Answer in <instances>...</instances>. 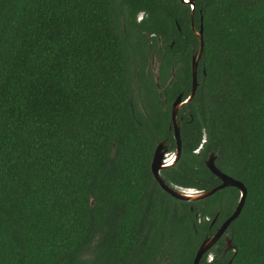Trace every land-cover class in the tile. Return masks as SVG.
<instances>
[{"label": "trees", "instance_id": "1", "mask_svg": "<svg viewBox=\"0 0 264 264\" xmlns=\"http://www.w3.org/2000/svg\"><path fill=\"white\" fill-rule=\"evenodd\" d=\"M196 4L199 84L179 111L180 159L161 174L173 188L211 190L214 154L248 192L227 230L237 253L222 240L200 264H264V0ZM189 10L180 0H0V264H193L232 215L237 188L186 202L151 171L159 142L176 152L171 104L192 90ZM153 33L179 35L162 83L171 59L186 61L166 101L145 73Z\"/></svg>", "mask_w": 264, "mask_h": 264}, {"label": "water", "instance_id": "2", "mask_svg": "<svg viewBox=\"0 0 264 264\" xmlns=\"http://www.w3.org/2000/svg\"><path fill=\"white\" fill-rule=\"evenodd\" d=\"M193 8H194V5H193ZM202 33H203L202 31L201 33H199L200 41H201L199 54L193 58V63H192L193 81H192L191 93L185 100L183 99L182 95H179L171 105V109H172L171 128L174 129V137L177 143L176 152L174 153L171 161L165 163V156L167 155V146L164 141L159 142L155 149L153 159L151 162V171L153 173V176L159 183L160 187L165 192H167L172 197L178 200H183V201H188V202H197V201L209 198L213 196L219 190L225 189L227 187H235L240 191V198H239L238 205L236 206L234 212L232 213L231 216H229L224 221L222 226L219 228V230H217V232L214 235L207 236L202 241V243L200 244L196 252V256H195L193 264H200L203 256L219 242V240L222 238V236L224 235V233L226 232L230 224L241 214L244 208V205H245L247 192H248L246 186L241 181L225 174L216 166V157L214 154H211L209 156L205 164L207 168L211 171V173H213L215 176H217L221 180V184L211 190L196 191L193 189L173 188L165 182L161 174V171L163 169L174 166L180 159V155L182 152V141H181V130H180V125H179L178 115H179L180 108L183 107L184 105L189 104L196 95V91L198 88V77H197L198 65H199V61H200V58L202 56L203 49H204V41H203ZM216 219L217 217L215 218V220ZM225 242H226L225 252L234 251V253H237L236 246L233 244V240L230 237H226ZM231 263H232V259L229 261L228 264H231Z\"/></svg>", "mask_w": 264, "mask_h": 264}, {"label": "flooded vegetation", "instance_id": "3", "mask_svg": "<svg viewBox=\"0 0 264 264\" xmlns=\"http://www.w3.org/2000/svg\"><path fill=\"white\" fill-rule=\"evenodd\" d=\"M180 2H181V4L183 6H185V8H187V10L190 9L189 10V14L191 16L190 17V28L192 30V33H193L194 37L197 40V43H195V44H198V47H196V45H194L192 47L191 63H190L191 64V86H192V81H193V76H192V73H193V71H192V63H193V58L199 54L200 44H201L199 33H201V31L203 32L202 34H203V41H204V26H203L204 17H203V11L201 9L198 11V18L196 17V11H197L196 10V7H197L196 0H184V1L180 0ZM192 3L194 5V8H193ZM193 11H194V13H193ZM145 15L146 14H145L144 11H140L137 14V18H136L137 19V22L138 23L142 22L143 19H144V17H145ZM123 24L125 26V22H123ZM178 29L180 31L179 32L180 35L182 37L186 38L187 36H184L182 34V30H181V27L180 26H178ZM151 37H157V40H156V42H154L151 39L147 43L148 45L154 46L155 49L154 48H151L152 50L149 53L150 56L147 57L148 59L146 61L145 73H146L147 78L150 77V75H152L153 80L155 82V85L157 87V91H158L159 98L162 99L163 101H166L167 96L169 94L168 93V89L172 86V84L176 80L179 81L178 78H177V76H176V69H181V66H182V68H184L186 66V64H185L186 61H185L184 56L182 54H180V56H178L177 58L171 59L172 62L169 65V68H170L169 69V72H170V74L166 77L165 81L162 83V80L161 79L164 78V71L166 70V64H167V63L166 64L163 63V59L166 56V54L168 53V50H173V48L175 47V44L177 43V38L179 37V35L174 36V39H172L170 42H166V43L163 42L162 36H157L155 33H153V34H151L149 36V38H151ZM133 39L134 40H132V38H131L132 44H138V42L135 39V37ZM144 42L145 41H143L142 44H144ZM154 44H158V46L156 47V45H154ZM164 44H167V45H164ZM184 44H190V43L187 42V43H184ZM183 53H187V52L186 51H183ZM137 60H138L139 65L141 67L142 64H143L144 59L141 60V58L138 56ZM200 61H201V58H200ZM200 61H199L198 71H197V77H198V79H199V66H200ZM175 64H176V67L174 68V65ZM167 67H168V64H167ZM179 95H182V97L184 98V94L183 93H180ZM173 155H174V153L170 152L169 151V147L167 146V155L165 156V163L171 161ZM166 169H168V168H165L163 170H166ZM177 189H184V188L178 187ZM181 201H183V200H181ZM200 201H202V200H200ZM186 202H188V201H186ZM190 208H191V210H193V206L192 205H190ZM216 220L214 219V221L212 222L211 225H214L215 222H216ZM223 223L224 222H222L220 224V226L216 228L215 233L217 232V230H219V228L222 226ZM227 230L224 233V235L222 236V238L219 240V241H222L223 240V242L225 243V245H226L225 238L226 237H229L228 234H227ZM214 234H212V235H214ZM212 235H208V236H212ZM225 249H226V247H225ZM211 250H212V248L206 253V254H208V257L210 259L214 256V253L211 252ZM229 252H231V251H229Z\"/></svg>", "mask_w": 264, "mask_h": 264}]
</instances>
